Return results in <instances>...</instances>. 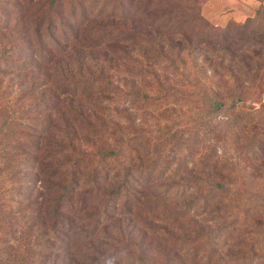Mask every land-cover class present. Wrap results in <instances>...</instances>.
<instances>
[{"label": "rangeland", "instance_id": "374dc122", "mask_svg": "<svg viewBox=\"0 0 264 264\" xmlns=\"http://www.w3.org/2000/svg\"><path fill=\"white\" fill-rule=\"evenodd\" d=\"M127 1L115 0L119 17ZM91 7L0 0V264H264V208L224 195L216 249L201 237L199 204L188 213L183 196L207 143L202 88L227 78L220 48L151 44L153 34L127 30V18L117 21L130 37L125 52L88 22ZM263 8L248 28H264ZM261 110L228 142L226 167L210 171L234 191H264Z\"/></svg>", "mask_w": 264, "mask_h": 264}, {"label": "trees", "instance_id": "16d2710c", "mask_svg": "<svg viewBox=\"0 0 264 264\" xmlns=\"http://www.w3.org/2000/svg\"><path fill=\"white\" fill-rule=\"evenodd\" d=\"M175 1L181 2V0H128L126 2L128 10L119 17L115 0H104V3L100 5L99 0H89L92 7L88 14L91 20L88 22L101 26L99 28L105 31L112 43L122 46L125 52H127L126 44L130 42V37L126 36L128 32L119 26L122 22L117 21L127 18H131V23H134H126L127 30L134 27L133 29L139 33L144 30L145 36L153 34L154 38L149 41L151 44L157 43L159 46L178 47V49L181 45L189 48L201 46L210 49L220 48V61L227 64V68L221 70L225 72L223 74H226L227 78L226 80L219 78L218 83L209 82L202 88L205 92L202 103L205 112L208 113L202 124L203 135L207 143L201 157L197 160L198 166L195 165L188 171V185L183 193V196L188 197L190 206L188 213L196 204H199L198 216H203L201 223L198 224L201 237H205L207 242H210V246L216 248L212 237L220 233L219 222L228 217L221 213L222 207L219 204L224 195L229 196L233 191L230 201L252 208L253 211L264 208V191L240 192L237 189L234 191L223 183L222 174L217 177H212L210 174V171L223 170L222 168L226 167L228 142L236 141L248 129L247 123H252L262 113L261 109L264 107L261 101L264 87V28H248V20H245L241 24L229 23L222 29H214L204 21L199 12H181L178 8L165 9V6L173 5ZM187 1L185 0L186 3ZM196 1L201 4L204 0ZM49 4L51 7V2L47 4L48 7ZM255 13L258 15L261 12L257 9ZM44 20L50 22V17L45 14ZM248 92L253 98L249 102L250 108H246L247 105L244 103L245 94ZM254 104H258V108L252 107ZM214 116L222 118L219 126L214 130L217 137L215 144L219 148L218 154L210 144L212 131L207 129L211 120L215 118ZM235 136H238L237 139H232ZM112 152L110 150L108 154ZM259 159L264 164V153H261ZM195 169L205 171V176L208 178L202 179ZM216 198L219 200L215 201ZM194 216L192 215L190 219L196 223ZM253 216L257 217L255 214ZM253 216L250 218L252 219ZM215 223L217 226L211 229ZM227 246L228 243L223 242L221 248ZM254 259V256L251 257L248 264H252ZM204 261H202L203 264H209L206 260Z\"/></svg>", "mask_w": 264, "mask_h": 264}, {"label": "crops", "instance_id": "0c3cea01", "mask_svg": "<svg viewBox=\"0 0 264 264\" xmlns=\"http://www.w3.org/2000/svg\"><path fill=\"white\" fill-rule=\"evenodd\" d=\"M259 5H264V0H204L199 13L210 24L224 27L229 21L243 22L251 17Z\"/></svg>", "mask_w": 264, "mask_h": 264}]
</instances>
